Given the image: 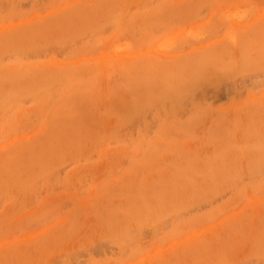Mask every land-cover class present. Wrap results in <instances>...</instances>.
<instances>
[{
	"label": "rangeland",
	"instance_id": "374dc122",
	"mask_svg": "<svg viewBox=\"0 0 264 264\" xmlns=\"http://www.w3.org/2000/svg\"><path fill=\"white\" fill-rule=\"evenodd\" d=\"M0 264H264V0H0Z\"/></svg>",
	"mask_w": 264,
	"mask_h": 264
}]
</instances>
